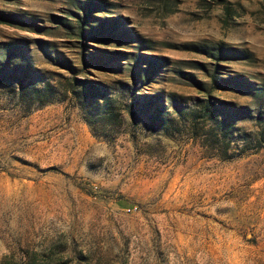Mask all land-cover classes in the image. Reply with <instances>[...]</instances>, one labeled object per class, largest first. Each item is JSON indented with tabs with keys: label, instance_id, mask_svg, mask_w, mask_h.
<instances>
[{
	"label": "rangeland",
	"instance_id": "374dc122",
	"mask_svg": "<svg viewBox=\"0 0 264 264\" xmlns=\"http://www.w3.org/2000/svg\"><path fill=\"white\" fill-rule=\"evenodd\" d=\"M0 13V264H264V0ZM205 99L234 128L202 120Z\"/></svg>",
	"mask_w": 264,
	"mask_h": 264
},
{
	"label": "trees",
	"instance_id": "16d2710c",
	"mask_svg": "<svg viewBox=\"0 0 264 264\" xmlns=\"http://www.w3.org/2000/svg\"><path fill=\"white\" fill-rule=\"evenodd\" d=\"M89 6L93 7V5H91V4ZM83 10H84V16L82 18L78 17V20H77V24H78L77 36H79L82 39L88 40L90 37L87 36L86 31L88 30V26H91V23H89V21H90V17H91L90 13L92 12V10L90 9V11H88V6L86 7V5L83 6ZM14 22H16V20L12 16H8V15H5L3 13H0V24H12ZM219 56L224 57L222 59L227 60V59L232 58V57L233 58H239L240 56H242V53H241V51H238V50L225 49V47L220 46ZM76 82H77V80H76ZM80 83H81V87H83L84 97H86V101L95 100L96 103L99 104V107L104 106L105 109L107 110L106 114H104V115L112 114L113 116L118 117V113L116 112V110L113 106L112 99H111V97L107 96V94H105L103 92L104 87H102V85L97 84V82H95V81H88V80H83ZM43 89L50 90V89H52V86L47 82L44 85ZM39 92H40V90L36 89V93H39ZM47 97H49V96H47ZM51 100H53V101H51ZM51 100L48 99L46 102L47 103L54 102V99H51ZM99 100H102V102H101L102 106L100 105ZM112 106H113V108H112ZM199 106L202 108V110L200 109L202 114L199 115L203 118L202 120L205 119L206 122L214 120L216 122H219V124H223L227 129H228V127L234 128V125H232V123H231L234 121V117H231V115H227L226 117L224 116V119H222V120L218 119L219 115L221 113H224V112L221 111V107L219 105H216L213 100H206L205 99V101H203V103H201ZM208 117H209V119H208ZM198 118L199 117L197 116L196 121L198 120ZM157 121H158V119L154 120V122H157ZM227 132H228V130H226L224 134H226ZM230 133L232 136L231 138H233L234 135H232L231 130H230ZM231 138H229L227 142H230ZM228 145H230V143H228Z\"/></svg>",
	"mask_w": 264,
	"mask_h": 264
},
{
	"label": "built area",
	"instance_id": "2783aa9c",
	"mask_svg": "<svg viewBox=\"0 0 264 264\" xmlns=\"http://www.w3.org/2000/svg\"><path fill=\"white\" fill-rule=\"evenodd\" d=\"M128 211H131V209H128Z\"/></svg>",
	"mask_w": 264,
	"mask_h": 264
}]
</instances>
